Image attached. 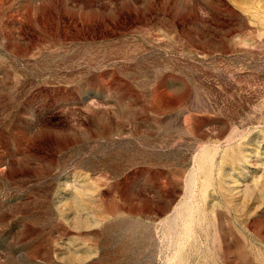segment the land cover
<instances>
[{
    "label": "rangeland",
    "instance_id": "rangeland-1",
    "mask_svg": "<svg viewBox=\"0 0 264 264\" xmlns=\"http://www.w3.org/2000/svg\"><path fill=\"white\" fill-rule=\"evenodd\" d=\"M0 264H264V0H0Z\"/></svg>",
    "mask_w": 264,
    "mask_h": 264
},
{
    "label": "bare ground",
    "instance_id": "bare-ground-1",
    "mask_svg": "<svg viewBox=\"0 0 264 264\" xmlns=\"http://www.w3.org/2000/svg\"><path fill=\"white\" fill-rule=\"evenodd\" d=\"M186 216H187V212H184V211L177 212L173 216V218H171L173 220V223H174L173 226L176 228V225L180 222V224L182 225V227H184V231L187 232L188 229H189L190 224L187 221Z\"/></svg>",
    "mask_w": 264,
    "mask_h": 264
}]
</instances>
